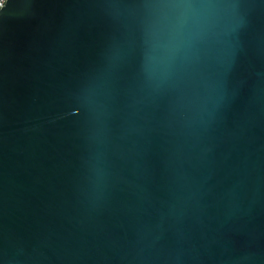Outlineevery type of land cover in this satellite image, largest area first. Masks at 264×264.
<instances>
[{"label":"water","instance_id":"water-1","mask_svg":"<svg viewBox=\"0 0 264 264\" xmlns=\"http://www.w3.org/2000/svg\"><path fill=\"white\" fill-rule=\"evenodd\" d=\"M0 264H264V0H7Z\"/></svg>","mask_w":264,"mask_h":264},{"label":"built area","instance_id":"built-area-1","mask_svg":"<svg viewBox=\"0 0 264 264\" xmlns=\"http://www.w3.org/2000/svg\"><path fill=\"white\" fill-rule=\"evenodd\" d=\"M7 0H0V11L4 8Z\"/></svg>","mask_w":264,"mask_h":264}]
</instances>
